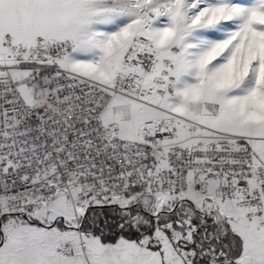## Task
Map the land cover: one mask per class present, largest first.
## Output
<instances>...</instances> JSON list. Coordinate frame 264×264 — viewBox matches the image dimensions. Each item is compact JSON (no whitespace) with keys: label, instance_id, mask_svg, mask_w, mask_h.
<instances>
[{"label":"snow or ice","instance_id":"6c2138e0","mask_svg":"<svg viewBox=\"0 0 264 264\" xmlns=\"http://www.w3.org/2000/svg\"><path fill=\"white\" fill-rule=\"evenodd\" d=\"M0 264H264V0H0Z\"/></svg>","mask_w":264,"mask_h":264}]
</instances>
